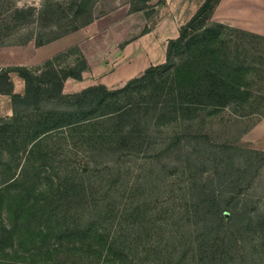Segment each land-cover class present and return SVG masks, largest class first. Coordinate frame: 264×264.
<instances>
[{"label":"rangeland","instance_id":"1","mask_svg":"<svg viewBox=\"0 0 264 264\" xmlns=\"http://www.w3.org/2000/svg\"><path fill=\"white\" fill-rule=\"evenodd\" d=\"M41 1L0 0V45L23 43L21 40L25 39L34 42V36H46L44 31L42 33L39 30L40 17H36L34 25L29 20L28 25H19L15 19L16 8L28 5L38 7ZM58 1L69 13L65 21L70 22L73 9L69 7L76 1ZM202 2L94 0L92 14L95 19L92 25L83 27L81 33L72 37L81 42L82 54L88 62L82 86L103 83L109 88L120 87L130 78L140 75L150 64L163 62L167 40L178 35V27L191 17ZM50 17L48 12L41 16L45 19L42 26L47 33H50V27H45L51 22ZM60 22L64 23L63 19ZM56 28L55 25L50 30ZM228 34L230 54L241 61L244 69L241 77L236 80L248 100L242 105L228 104L204 122L199 118L196 126H189L191 132L199 130L198 134L206 135L205 144L194 147V153L188 156L185 154L187 145L182 146L178 152L171 148L168 153L156 156L161 146L156 144L144 153L121 157L118 153L106 155L99 153L96 148L91 149L78 135L64 141L54 139L52 149L55 154L48 161L55 163V172L61 176V181L66 178L67 184L83 191L81 199L65 204L68 206L64 205V209L60 210L61 214H65L60 226L80 225L82 231L59 239L50 237L41 241L34 240L29 238L21 226L25 224L24 218L19 217L16 222L21 225L17 226L16 240L12 246L5 248V252L0 250V258L3 261H20L21 256L30 259L29 253L37 251L35 259L39 264H97V257L101 259L109 256L103 244L104 236L108 234L116 236L119 249L113 250L118 261L106 264H224V259L228 264H239V261L242 264H264L261 39L245 33L229 31ZM236 45L239 46L237 51ZM69 46H77V43ZM75 57L72 50L58 62L65 66ZM258 122L260 125H257ZM186 127V124H182L165 131L173 129L174 132L180 130L182 133ZM160 136L163 134L160 133ZM65 142V148L61 149ZM226 144L233 147L230 149L232 153L225 158L229 161L227 170L220 166L217 172L221 176H215L214 173V178L206 183V190L214 188L215 194L220 195L224 204L244 206L253 210L255 215L252 223L229 233L226 242L231 249L228 250V258L223 259L219 257V252L204 255L201 251L203 246L200 238L205 219L200 214H193V210L201 206L194 204L192 195L199 192L200 186L205 183L206 174L202 177L204 182L197 179L198 174L195 176L197 169L209 166L205 163V148L208 153L214 150L207 157L217 159L216 163L221 165L222 157L218 152ZM250 149L258 150L259 153L252 155ZM39 158L36 159L40 162L44 156ZM84 166L90 167L87 173L91 174L81 176L73 171L75 168L83 169ZM224 171H228V174ZM47 172L55 174L50 169ZM8 174L0 166V178ZM15 217L6 208L0 216L7 224L13 223ZM97 226L102 234L100 237L94 235ZM223 242L219 240L216 244L219 243L221 248ZM71 246H77L78 249L71 250ZM53 247L58 250H52Z\"/></svg>","mask_w":264,"mask_h":264},{"label":"trees","instance_id":"2","mask_svg":"<svg viewBox=\"0 0 264 264\" xmlns=\"http://www.w3.org/2000/svg\"><path fill=\"white\" fill-rule=\"evenodd\" d=\"M75 1L69 7L73 9L70 22L65 21L69 13L58 0H42L38 7L28 5L16 8L15 19L19 25H28L29 21L33 23L36 17H40L39 30L45 32L46 36H34L33 39L37 45L44 44L94 19V0ZM218 2L203 0L191 17L178 27V35L167 40L164 61L150 64L140 75L130 78L120 87L109 88L103 83H95L77 92H63L62 85L66 78L80 79L82 72L88 69V63L78 46H70L56 53L38 69L13 67L25 82L22 95L12 93L6 74H0V90L10 94L12 105V115L0 117V166L9 173L0 178V216L5 208L16 215L10 224L0 218V250L5 252V248L14 244L17 226L21 225L16 222L19 217L24 218L25 224L21 226L34 240L59 239L82 231L80 225L60 226V221L65 218L60 210L64 209L65 204L81 199L83 191L67 184L66 178L61 181V176L55 172V163L48 161L55 154L52 149L54 139L64 141L78 135L91 149L96 148L106 155L118 153L121 157L144 153L156 144L161 145L156 156L168 153L171 148L178 152L182 146L190 145L186 146L185 154L188 156L194 153V147L206 143V135L198 134L199 130L191 132L189 126H196L199 118L204 122L228 104L242 105L248 100L236 80L244 69L241 61L230 54L228 32L245 33L261 39L262 68L264 39L257 33L213 20L212 13ZM44 12L51 15V22L45 29L57 27L55 30L49 28L50 33L42 26L45 19L41 16ZM62 19L64 23L60 22ZM51 32L54 35H49ZM238 47L236 45V51ZM72 50L76 57L68 65L62 66L59 59ZM182 124L188 127L182 133L173 129L165 131ZM65 145L66 142L61 149ZM232 148L226 144L218 152L222 157L221 165L216 163L217 159L207 157L214 150L208 153L205 148V163L209 166L197 169L195 173L201 181L203 174H206L205 183L200 186L199 192L192 195L194 204L201 206L193 210V214H200L205 219L200 238L201 251L204 255L219 252V257L223 259L228 258V250L231 249L226 242L229 233L252 223L255 215L253 210L244 206L224 204L214 188L206 190V183L214 178V173L221 176L217 172L220 166L227 170L229 161L225 158L232 153ZM249 152L252 155L259 153L255 149ZM40 153L44 158L39 162L36 158H42ZM49 169L55 174L47 172ZM89 170V166H84L73 171L84 176L91 174L87 173ZM224 173L228 174V171ZM94 235L102 236L98 226L94 229ZM219 240L225 242L221 248L219 243L216 244ZM103 244L109 256L97 257V264L118 261L113 253L114 249H119L116 236L105 235ZM55 247L52 250L57 251ZM76 249L77 246H71V250ZM29 255L30 259L21 256L20 261H3L0 258V264H39L35 259L37 251ZM223 263L228 264V261L224 259ZM239 264L242 262L239 261Z\"/></svg>","mask_w":264,"mask_h":264},{"label":"crops","instance_id":"3","mask_svg":"<svg viewBox=\"0 0 264 264\" xmlns=\"http://www.w3.org/2000/svg\"><path fill=\"white\" fill-rule=\"evenodd\" d=\"M94 19L85 26L44 44L36 45L33 41H26L12 45H0V74H6L7 81L10 83L11 92L22 95L25 90L24 79L17 71L12 69L13 67L26 66L32 69H38L47 59L58 52L64 51L70 47V44L75 42L84 54L81 42L78 41L79 39H72V37L78 35V32L81 33L83 27L92 25ZM212 19L257 33L264 39V0H219L213 10ZM262 60V87L264 95V51ZM86 70L82 72L80 79L72 77L66 78L62 85L63 92H77L86 87L82 86L84 72ZM11 115V96L7 91L0 90V117ZM257 125H260L259 122Z\"/></svg>","mask_w":264,"mask_h":264}]
</instances>
